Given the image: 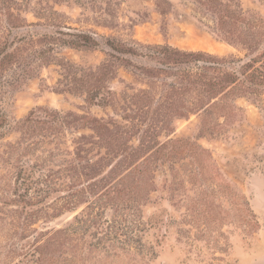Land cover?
<instances>
[{
	"label": "rangeland",
	"instance_id": "1",
	"mask_svg": "<svg viewBox=\"0 0 264 264\" xmlns=\"http://www.w3.org/2000/svg\"><path fill=\"white\" fill-rule=\"evenodd\" d=\"M0 264H264V0H0Z\"/></svg>",
	"mask_w": 264,
	"mask_h": 264
},
{
	"label": "trees",
	"instance_id": "2",
	"mask_svg": "<svg viewBox=\"0 0 264 264\" xmlns=\"http://www.w3.org/2000/svg\"><path fill=\"white\" fill-rule=\"evenodd\" d=\"M1 122V121H0Z\"/></svg>",
	"mask_w": 264,
	"mask_h": 264
}]
</instances>
